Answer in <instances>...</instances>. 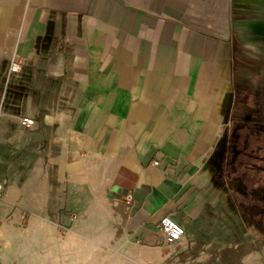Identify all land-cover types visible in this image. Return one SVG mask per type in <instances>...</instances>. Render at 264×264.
I'll return each instance as SVG.
<instances>
[{
  "label": "crops",
  "instance_id": "obj_1",
  "mask_svg": "<svg viewBox=\"0 0 264 264\" xmlns=\"http://www.w3.org/2000/svg\"><path fill=\"white\" fill-rule=\"evenodd\" d=\"M259 36L264 0H0V264L251 263L223 163Z\"/></svg>",
  "mask_w": 264,
  "mask_h": 264
},
{
  "label": "rangeland",
  "instance_id": "obj_2",
  "mask_svg": "<svg viewBox=\"0 0 264 264\" xmlns=\"http://www.w3.org/2000/svg\"><path fill=\"white\" fill-rule=\"evenodd\" d=\"M255 51L248 60L250 77L247 96L234 113V131L228 154L224 158V173L238 179L247 198L264 215V36L254 38ZM236 173V174H233ZM248 222L249 239H253V258L249 264H264V217ZM240 234L244 231L239 212ZM243 223V224H242ZM242 224V225H241Z\"/></svg>",
  "mask_w": 264,
  "mask_h": 264
},
{
  "label": "built area",
  "instance_id": "obj_3",
  "mask_svg": "<svg viewBox=\"0 0 264 264\" xmlns=\"http://www.w3.org/2000/svg\"><path fill=\"white\" fill-rule=\"evenodd\" d=\"M22 68L20 61L14 59L11 63V71H18ZM25 122L28 127H31L36 122V118L32 116L25 117ZM159 161H156L158 163ZM5 183L0 181V190L4 188ZM72 219L78 218L77 213H72ZM160 232L163 242L173 243L178 241L185 233L184 227L179 224L171 215L166 214L160 220Z\"/></svg>",
  "mask_w": 264,
  "mask_h": 264
},
{
  "label": "flooded vegetation",
  "instance_id": "obj_4",
  "mask_svg": "<svg viewBox=\"0 0 264 264\" xmlns=\"http://www.w3.org/2000/svg\"><path fill=\"white\" fill-rule=\"evenodd\" d=\"M233 174H236V173H234L233 172ZM243 190V189H242ZM244 192V191H243ZM244 194H245V196H246V198H247V194L244 192ZM248 199V198H247ZM249 200V199H248ZM250 201V200H249ZM253 205H254V203L252 202V201H250ZM255 207V206H254Z\"/></svg>",
  "mask_w": 264,
  "mask_h": 264
}]
</instances>
